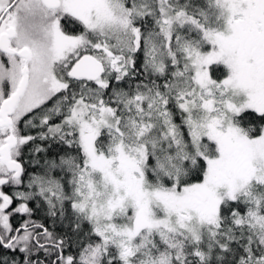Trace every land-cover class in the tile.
<instances>
[{
    "label": "snow or ice",
    "instance_id": "1",
    "mask_svg": "<svg viewBox=\"0 0 264 264\" xmlns=\"http://www.w3.org/2000/svg\"><path fill=\"white\" fill-rule=\"evenodd\" d=\"M0 264H264V0H0Z\"/></svg>",
    "mask_w": 264,
    "mask_h": 264
}]
</instances>
